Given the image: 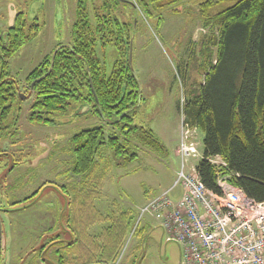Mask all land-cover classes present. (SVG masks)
I'll return each instance as SVG.
<instances>
[{
    "label": "rangeland",
    "instance_id": "374dc122",
    "mask_svg": "<svg viewBox=\"0 0 264 264\" xmlns=\"http://www.w3.org/2000/svg\"><path fill=\"white\" fill-rule=\"evenodd\" d=\"M234 1L181 0L143 7L137 0H85L92 22L97 11L107 12L102 6L107 2L109 11L127 24L128 57L141 97L131 109L132 124L141 133L152 129L165 149L154 151L131 136L128 147L136 158L123 165L106 141L91 170L76 175L70 139L81 129L102 125L106 137L116 135L123 143L115 115L102 118L93 103H78L52 124L31 121L35 93L26 77L58 45L71 43L78 0H0V34H6L19 13L26 30L37 26L32 39L7 59L14 99L0 124V264H59L60 255L65 264H179L178 245L167 242L157 222L146 214L140 217V211L175 184L182 165L178 147L185 135L198 153L187 159L186 172L202 157L203 132L191 126L183 108L216 58L218 26L212 18ZM96 53L109 72L115 49L103 51L98 43ZM169 195L178 199L181 186ZM124 215L125 224L129 221L125 235L116 228Z\"/></svg>",
    "mask_w": 264,
    "mask_h": 264
},
{
    "label": "trees",
    "instance_id": "16d2710c",
    "mask_svg": "<svg viewBox=\"0 0 264 264\" xmlns=\"http://www.w3.org/2000/svg\"><path fill=\"white\" fill-rule=\"evenodd\" d=\"M137 1L147 7L149 3L173 5L181 0ZM102 6L107 12L97 11L96 22H92L85 0H78L71 43L58 45L26 77L35 93L31 121L52 124L56 116L66 114L78 103H93L102 118L115 115L113 124L120 125L123 143L116 135L106 137L102 125L81 129L70 139L75 155L72 173L76 175L91 170L106 141L123 165L136 158L128 147L131 136H139L154 151L165 149L152 129L144 134L132 124L131 109L141 97L128 57V26L109 11L107 2ZM212 21L218 26L216 58L205 67L198 92L187 98L183 108L191 126L203 132L202 157L196 171L214 192H219V173L250 198L264 201V0H235ZM36 30V25L26 30L19 13L6 34H0V124L14 99L7 59L31 40ZM98 43L103 51L113 47L117 53L109 72L96 53ZM83 107L87 109L86 104ZM215 157L225 166L212 163ZM124 220L125 215L116 227L123 235L129 225ZM58 263L64 264L61 255Z\"/></svg>",
    "mask_w": 264,
    "mask_h": 264
},
{
    "label": "built area",
    "instance_id": "2783aa9c",
    "mask_svg": "<svg viewBox=\"0 0 264 264\" xmlns=\"http://www.w3.org/2000/svg\"><path fill=\"white\" fill-rule=\"evenodd\" d=\"M185 135L178 153L182 160L173 186L154 195L140 211L162 229L167 242L179 247V264H264V201H256L218 173L219 192L207 188L196 166L184 169L189 157L198 156ZM216 165L222 160L211 159ZM181 186V195L169 193Z\"/></svg>",
    "mask_w": 264,
    "mask_h": 264
},
{
    "label": "water",
    "instance_id": "95a60500",
    "mask_svg": "<svg viewBox=\"0 0 264 264\" xmlns=\"http://www.w3.org/2000/svg\"><path fill=\"white\" fill-rule=\"evenodd\" d=\"M0 211H1V207H0ZM1 250H2V227H1V219H0V259H1Z\"/></svg>",
    "mask_w": 264,
    "mask_h": 264
},
{
    "label": "flooded vegetation",
    "instance_id": "af4514ba",
    "mask_svg": "<svg viewBox=\"0 0 264 264\" xmlns=\"http://www.w3.org/2000/svg\"><path fill=\"white\" fill-rule=\"evenodd\" d=\"M37 192H38V191H37ZM37 192H36V193H37ZM36 193H35V194H36ZM27 200H28V199H27ZM1 210H2V208H1ZM74 239H75V235H74V232L72 231V241H71V243H73V241H75ZM59 240H60L59 238H58V239H55V240H52V241L50 242V244H51V243H55L56 241H59ZM1 252H2V250H1ZM61 259H62V258H61ZM64 264H65V263H64Z\"/></svg>",
    "mask_w": 264,
    "mask_h": 264
}]
</instances>
